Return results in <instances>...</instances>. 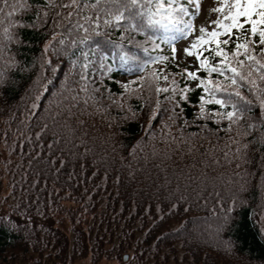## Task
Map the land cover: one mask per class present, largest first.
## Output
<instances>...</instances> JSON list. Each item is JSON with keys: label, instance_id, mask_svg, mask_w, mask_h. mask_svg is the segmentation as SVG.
I'll list each match as a JSON object with an SVG mask.
<instances>
[{"label": "trees", "instance_id": "16d2710c", "mask_svg": "<svg viewBox=\"0 0 264 264\" xmlns=\"http://www.w3.org/2000/svg\"><path fill=\"white\" fill-rule=\"evenodd\" d=\"M13 2L0 11V28ZM27 3L13 14L24 22L16 30L22 43L0 32V161L13 154L17 174L10 212L0 215V264H264V125L255 94L242 89L251 110L230 123L218 115L230 106L221 109L185 78L161 32L106 24L97 0L52 7L36 27V4L47 0ZM134 7L154 10L155 0ZM92 29L112 41L104 60L90 41L79 43L96 38ZM120 51L138 59L122 61ZM155 56L168 59L136 67ZM161 68L168 80L150 83L146 74ZM156 84L167 91L157 94Z\"/></svg>", "mask_w": 264, "mask_h": 264}, {"label": "snow or ice", "instance_id": "6c2138e0", "mask_svg": "<svg viewBox=\"0 0 264 264\" xmlns=\"http://www.w3.org/2000/svg\"><path fill=\"white\" fill-rule=\"evenodd\" d=\"M151 2V0H149ZM87 0H85V4ZM101 3L105 5L102 10L107 11L109 19L105 21L106 24L116 22V27H121L120 21H124L125 27L135 31H159L162 38L166 42L172 43L178 36L183 37L189 32L193 31L192 17L195 12H189L186 5L178 3L177 0H155V9L151 7L145 12L143 7H139V11L134 6H139V0H126V3H121V0H97L93 7H98ZM197 10L200 7L199 0H189ZM72 5H79V0H64L63 3L54 4L53 0H47L44 5L36 4V27H39L41 19V12L43 18L48 16V10L52 7H59L61 9L69 8ZM3 7H8L6 0H0V11ZM32 6L27 3V0H14L10 6V11L6 16V23L0 32L3 33V38L7 41L15 40L17 43H22L16 35V30L20 26H24V22L20 19H13V14L21 10H28ZM127 11V14H125ZM219 13L214 21H210L216 25L211 30H207L203 25L200 27V34L192 39L189 47L184 49V52L189 55H195L199 63V69H203L208 73L206 76L197 75L199 69L189 71L187 68L182 69L186 73V79L199 81L197 87H201L204 93H207L216 104L224 109L226 105L230 106L229 110L221 111L218 113L221 119L227 118L230 123L239 119L244 112L250 111L253 101L246 96L242 89L248 87L249 90L255 94L260 108V123L264 125V0H221L217 7L212 9ZM73 13L67 12L64 19L68 22V17ZM59 16V12L53 13L55 26L61 27L59 20L55 17ZM188 16L187 21H183L182 17ZM183 24V27L180 25ZM32 27L33 25H27ZM76 27L82 28L83 25L76 24ZM96 33V38L93 39L89 35H85L80 41L84 44L85 41H90L93 45L94 52H100V59H106L105 52L102 48L106 44H112V41L107 36L99 32L97 29H92ZM124 33H121L123 36ZM55 36V33H53ZM223 37V38H221ZM234 37V39H233ZM155 40V36L151 37ZM50 43V42H49ZM49 43L44 45L47 49ZM63 43V40L60 41ZM131 44L132 41L130 40ZM229 44L233 46L228 47ZM259 45L258 53L256 46ZM207 46L208 55H202ZM115 47H120L115 45ZM153 47H159L153 43ZM144 51H147L145 48ZM171 55L175 58V48L173 47ZM122 61H132L138 59L135 55H129L124 51L119 52ZM218 57V59H213ZM166 56H155L150 59L144 60L142 63L136 65L140 71H144V67L149 63L156 61H165ZM14 64L15 61H10ZM75 64L76 61H73ZM88 66V61L85 59L84 65L81 69L82 73ZM216 73V77L212 76ZM150 83L163 79L168 80V73L165 69L161 68L159 71L153 69L150 74ZM84 79V76H81ZM144 77H137V80L144 83ZM5 82V74L0 73V83ZM133 81L126 82L123 87L129 88ZM175 81H172L173 94L175 93ZM140 87V85H137ZM188 84L180 90V98L185 99V93L188 91ZM152 91V88H149ZM167 91L166 87H161L159 84L155 85V92ZM168 99V97H165ZM202 102L205 96L202 94L199 98ZM159 99L156 103L159 104ZM203 112V105H201ZM154 114V110H153ZM249 128L253 127L252 123L248 124ZM231 211V208L229 209ZM6 219V218H5ZM230 223V218L225 217L222 222V227ZM261 239L264 240V230H262ZM228 248L231 250L232 242H228Z\"/></svg>", "mask_w": 264, "mask_h": 264}, {"label": "rangeland", "instance_id": "374dc122", "mask_svg": "<svg viewBox=\"0 0 264 264\" xmlns=\"http://www.w3.org/2000/svg\"><path fill=\"white\" fill-rule=\"evenodd\" d=\"M221 0H199L200 7L197 10L192 4H189V0L186 1V7L189 12H195L196 14L192 17L193 31L189 32L183 37H177L171 44V47L175 48V58L172 60L173 63L177 65L180 69L187 68L189 71H193L198 66V61L196 60L195 55H189L184 52L186 47H189L192 43V39L199 35V29L203 25L207 30H211L213 27H216L210 21H214L219 13L212 11ZM186 17V21L189 19ZM183 27V25L181 26ZM165 43L169 44L166 42ZM5 153V152H4ZM13 154H3L0 161V170L2 173V186L0 188V215L8 214L10 212V206L8 203L11 202V199L7 197L11 190V176L13 175L14 179L17 178V174L14 172V164L10 165V162L13 161ZM12 163V162H11ZM51 220H57L53 218ZM64 224H67L64 222ZM260 225L264 228V219H260ZM72 264H91L90 259L83 258L73 262Z\"/></svg>", "mask_w": 264, "mask_h": 264}, {"label": "water", "instance_id": "95a60500", "mask_svg": "<svg viewBox=\"0 0 264 264\" xmlns=\"http://www.w3.org/2000/svg\"><path fill=\"white\" fill-rule=\"evenodd\" d=\"M124 259H126V255L124 256Z\"/></svg>", "mask_w": 264, "mask_h": 264}, {"label": "bare ground", "instance_id": "6f19581e", "mask_svg": "<svg viewBox=\"0 0 264 264\" xmlns=\"http://www.w3.org/2000/svg\"><path fill=\"white\" fill-rule=\"evenodd\" d=\"M125 256V255H124Z\"/></svg>", "mask_w": 264, "mask_h": 264}]
</instances>
